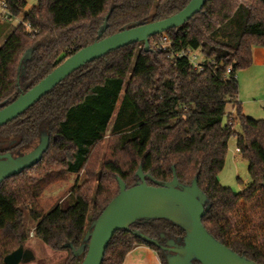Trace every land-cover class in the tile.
<instances>
[{
	"label": "trees",
	"instance_id": "trees-1",
	"mask_svg": "<svg viewBox=\"0 0 264 264\" xmlns=\"http://www.w3.org/2000/svg\"><path fill=\"white\" fill-rule=\"evenodd\" d=\"M7 1L15 16L27 6L25 0ZM189 2L37 0L0 45V109L93 43L103 28L101 38L168 18ZM255 47H264V0H206L186 24L152 36L150 50L137 42L85 64L0 127V153L14 156L32 150L42 132L50 136L34 168L0 184V264L25 247L31 232L66 253L56 264H80L84 254L77 257L73 249L119 193L118 178L133 186L139 167L160 182L172 180L174 172L182 184L197 176L210 206L202 218L205 228L239 255L264 264V249L235 233L233 217L241 201L264 194V119L243 112L237 78L252 65ZM188 49L202 54V70L179 56ZM229 106L235 114L227 112ZM233 136L251 177L241 193L219 181ZM69 175H84L67 193L70 204L45 212L41 195ZM131 230L157 239L163 233L180 243L185 235L163 219L139 220ZM139 245L167 264L165 251L126 230L114 234L102 264H123Z\"/></svg>",
	"mask_w": 264,
	"mask_h": 264
},
{
	"label": "water",
	"instance_id": "water-1",
	"mask_svg": "<svg viewBox=\"0 0 264 264\" xmlns=\"http://www.w3.org/2000/svg\"><path fill=\"white\" fill-rule=\"evenodd\" d=\"M205 2L190 0L181 11L168 18L127 28L105 38H101L105 30L103 28L93 43L68 57L35 86L0 109V127L19 117L85 64L137 42H143L145 50H150L152 36L183 26L201 11ZM49 145L50 136L42 132L39 143L29 152L18 156L10 152L0 153V184L34 168L42 160ZM136 176L137 181L131 187L118 178L119 193L92 221L81 247L73 249L77 257L84 254L80 264H102L108 245L119 230L131 231L145 242L165 251L167 264H258L221 243L205 228L202 218L210 206L207 204V195L198 186L197 176L191 184H182L174 172L172 180L160 182L145 174L141 167ZM146 178H150L154 184H148ZM158 219L167 220L183 229L185 235L182 242L168 239L163 245L160 239L131 230V226L139 220ZM160 237L164 238L165 235L162 233ZM65 247L73 248L72 244H65ZM33 258L32 251L21 245L6 255L4 262L20 264L30 262Z\"/></svg>",
	"mask_w": 264,
	"mask_h": 264
},
{
	"label": "rangeland",
	"instance_id": "rangeland-1",
	"mask_svg": "<svg viewBox=\"0 0 264 264\" xmlns=\"http://www.w3.org/2000/svg\"><path fill=\"white\" fill-rule=\"evenodd\" d=\"M25 1L27 6L22 14L12 21L0 24V45L10 34L11 30L18 24L19 20L23 18L24 14L37 3V0ZM199 54L201 53L199 52ZM200 58L202 60V54L200 55ZM121 101L122 98L118 101L116 112L120 108ZM233 128L236 132H240V126L238 123H235ZM38 143L39 140L37 141V144ZM105 149L106 143L103 145L102 151L104 152ZM248 169L249 163L238 151L237 139L233 136L229 142L225 166L219 174V181L223 186L230 187L236 193H241L251 183ZM83 180L84 175H69L64 180H59L51 184L41 195L40 205L45 212L52 210L58 204H60L62 208L68 207L70 204V199L67 198L68 191L76 182L81 183ZM233 217L236 220L235 233L245 237L249 242L261 245L264 249V194H259L250 203L241 201L237 210L233 213ZM32 233L33 232H31L30 237L25 244V249L31 250L34 258L30 262H22L20 264H56L66 256L65 252L55 251L49 248L42 241L35 238ZM145 264L154 263H149L147 261ZM157 264H161L160 260Z\"/></svg>",
	"mask_w": 264,
	"mask_h": 264
},
{
	"label": "crops",
	"instance_id": "crops-1",
	"mask_svg": "<svg viewBox=\"0 0 264 264\" xmlns=\"http://www.w3.org/2000/svg\"><path fill=\"white\" fill-rule=\"evenodd\" d=\"M237 78L243 112L249 117L264 119V47L253 49L252 65L241 70ZM227 112L235 114V108L229 106ZM147 261L157 264L159 257L149 247L139 245L128 253L123 264H145Z\"/></svg>",
	"mask_w": 264,
	"mask_h": 264
},
{
	"label": "built area",
	"instance_id": "built-area-1",
	"mask_svg": "<svg viewBox=\"0 0 264 264\" xmlns=\"http://www.w3.org/2000/svg\"><path fill=\"white\" fill-rule=\"evenodd\" d=\"M18 16H15L10 8V4L7 0H0V22H9L14 19H16ZM23 18L19 20V23H21ZM18 23V24H19ZM27 28H30L31 25L29 23H25ZM33 32H37V30H34ZM167 38L164 37L163 40L165 41ZM199 51L195 50H183L179 53V56H186L191 64L198 70H202V60L200 58ZM230 70V69H229ZM229 124H232V121L229 122ZM33 234V233H32Z\"/></svg>",
	"mask_w": 264,
	"mask_h": 264
},
{
	"label": "flooded vegetation",
	"instance_id": "flooded-vegetation-1",
	"mask_svg": "<svg viewBox=\"0 0 264 264\" xmlns=\"http://www.w3.org/2000/svg\"><path fill=\"white\" fill-rule=\"evenodd\" d=\"M168 239H172V238H168V237L161 238V237H160L161 244L165 245V244H166V241H167Z\"/></svg>",
	"mask_w": 264,
	"mask_h": 264
},
{
	"label": "bare ground",
	"instance_id": "bare-ground-1",
	"mask_svg": "<svg viewBox=\"0 0 264 264\" xmlns=\"http://www.w3.org/2000/svg\"><path fill=\"white\" fill-rule=\"evenodd\" d=\"M137 252V251H136Z\"/></svg>",
	"mask_w": 264,
	"mask_h": 264
}]
</instances>
